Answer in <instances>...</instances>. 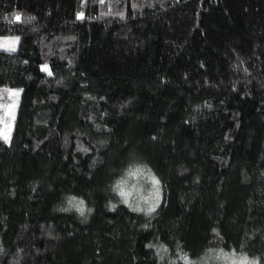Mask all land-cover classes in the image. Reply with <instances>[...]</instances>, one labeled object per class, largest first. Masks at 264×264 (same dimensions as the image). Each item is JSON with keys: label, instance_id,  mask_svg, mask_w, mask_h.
I'll return each instance as SVG.
<instances>
[{"label": "trees", "instance_id": "16d2710c", "mask_svg": "<svg viewBox=\"0 0 264 264\" xmlns=\"http://www.w3.org/2000/svg\"><path fill=\"white\" fill-rule=\"evenodd\" d=\"M16 36L0 264H264V0H0Z\"/></svg>", "mask_w": 264, "mask_h": 264}, {"label": "clouds", "instance_id": "9594fccd", "mask_svg": "<svg viewBox=\"0 0 264 264\" xmlns=\"http://www.w3.org/2000/svg\"><path fill=\"white\" fill-rule=\"evenodd\" d=\"M3 134L4 135L8 134L7 129L4 130ZM156 181H158V180L153 178V182L155 184H158V183H156ZM125 188H126V182L123 180L116 181L114 186L112 187V192L120 198L119 203H122L125 206H127L129 208V210L132 212H137V213L146 212L148 214H151L153 212L152 209H155V204H152L151 207H146V208H142L140 206L139 201H136L134 204H130L128 197L131 196V192L126 191ZM136 191L139 192V189H136ZM158 191L159 190L157 189L156 192L154 193V195H158ZM140 199L147 201L149 198L140 197ZM117 207H118L117 202L110 201L108 204V210L109 211L114 212ZM56 211H59L62 213H73V212H75L77 218L82 223H87L88 220L90 219L91 215L94 214L95 209L93 207H88L86 205V202L83 199L77 200L75 197H72V198L67 200L66 206L60 207V208L56 209ZM240 264H260L259 257L255 258V259H249L247 257V255H244L240 260Z\"/></svg>", "mask_w": 264, "mask_h": 264}, {"label": "snow or ice", "instance_id": "6c2138e0", "mask_svg": "<svg viewBox=\"0 0 264 264\" xmlns=\"http://www.w3.org/2000/svg\"><path fill=\"white\" fill-rule=\"evenodd\" d=\"M100 3H103V0H99ZM78 19L83 18V14H78ZM8 20V18H5ZM34 19L32 17H29L28 20ZM22 21V14L19 12H16L13 14L12 19L8 20V22L11 23H17ZM20 37H0V49H3L5 51L14 52L16 51L15 45L19 42ZM40 71L43 73H46L47 76H52L53 72L49 65L45 62L40 66ZM21 90H12V89H2L0 92L7 93L9 99L15 98L12 100V103H5L0 105V107L5 109V116H11V120H15V107L18 102V98L20 96ZM0 99H3V96L0 95ZM0 124H3V127L0 128V140H3L5 143H9L11 139V131H12V124L11 121L6 120L4 117H0ZM7 129V135H4V130ZM156 183H159V181H156ZM155 209H152L154 211ZM151 247V245H149Z\"/></svg>", "mask_w": 264, "mask_h": 264}, {"label": "rangeland", "instance_id": "374dc122", "mask_svg": "<svg viewBox=\"0 0 264 264\" xmlns=\"http://www.w3.org/2000/svg\"><path fill=\"white\" fill-rule=\"evenodd\" d=\"M20 44H21V41L19 40V42L15 45V47H16V51H14V52L5 51V50H3V49H0V51L8 52V53H11V54H15V55H16V54H18V50H19ZM14 99H15V98H14ZM19 99H20V96H19V98H18V102H17L16 107H15V109H14V111H15V120H16L17 112H18V108H19ZM12 100H13V99H12ZM9 103H12V101H9ZM0 110H2L3 113H4V115H5V109L2 108V107H0ZM0 117H1V115H0ZM4 118H5L6 120H8V121H11V124H12L11 137H12V132H13V129H14L15 120L12 121V120H11V116H4ZM2 127H3V124H2ZM10 142H11V139H10ZM10 142H9V143H10ZM238 258H240V259H239V262H240V260H241L242 257H238ZM232 261H233V260H232ZM237 263H238V262H236V264H237Z\"/></svg>", "mask_w": 264, "mask_h": 264}]
</instances>
